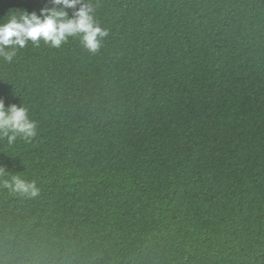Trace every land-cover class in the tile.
<instances>
[{
  "label": "trees",
  "instance_id": "16d2710c",
  "mask_svg": "<svg viewBox=\"0 0 264 264\" xmlns=\"http://www.w3.org/2000/svg\"><path fill=\"white\" fill-rule=\"evenodd\" d=\"M84 6L98 52L77 34L0 57V100L35 124L0 135V264H264V0H81L68 17ZM63 7L0 0V23Z\"/></svg>",
  "mask_w": 264,
  "mask_h": 264
},
{
  "label": "clouds",
  "instance_id": "9594fccd",
  "mask_svg": "<svg viewBox=\"0 0 264 264\" xmlns=\"http://www.w3.org/2000/svg\"><path fill=\"white\" fill-rule=\"evenodd\" d=\"M55 5H63L62 9H41L40 14L27 10L10 12L7 19L0 23V57L11 61L16 47L23 48L29 41L38 44L40 40L60 47L68 36L82 34L84 46L92 53L100 50L101 40L108 36V31L95 25L87 6L81 7L74 18L68 17V8H75L81 0H52ZM9 131L25 136L35 135V124L28 118L27 109L11 105L6 108L0 100V135H8ZM9 136V141L15 140ZM4 175L0 169V176ZM3 186L13 192L36 197L39 188L35 182H26L18 176L12 181H4Z\"/></svg>",
  "mask_w": 264,
  "mask_h": 264
}]
</instances>
